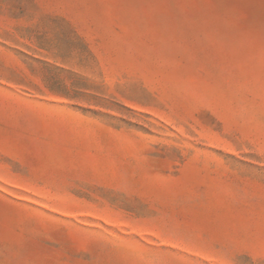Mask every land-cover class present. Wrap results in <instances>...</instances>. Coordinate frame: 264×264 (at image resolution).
<instances>
[{
    "label": "rangeland",
    "instance_id": "374dc122",
    "mask_svg": "<svg viewBox=\"0 0 264 264\" xmlns=\"http://www.w3.org/2000/svg\"><path fill=\"white\" fill-rule=\"evenodd\" d=\"M0 264H264V0H0Z\"/></svg>",
    "mask_w": 264,
    "mask_h": 264
}]
</instances>
